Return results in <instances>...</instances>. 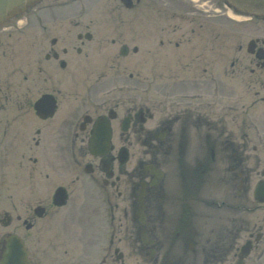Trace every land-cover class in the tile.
I'll use <instances>...</instances> for the list:
<instances>
[{
    "label": "flooded vegetation",
    "instance_id": "1",
    "mask_svg": "<svg viewBox=\"0 0 264 264\" xmlns=\"http://www.w3.org/2000/svg\"><path fill=\"white\" fill-rule=\"evenodd\" d=\"M99 1L0 24V264H264V39L228 64L185 0Z\"/></svg>",
    "mask_w": 264,
    "mask_h": 264
},
{
    "label": "rangeland",
    "instance_id": "2",
    "mask_svg": "<svg viewBox=\"0 0 264 264\" xmlns=\"http://www.w3.org/2000/svg\"><path fill=\"white\" fill-rule=\"evenodd\" d=\"M187 4L193 6L195 10L197 9L201 15H199L200 19L195 18L194 22V30L195 34L193 36V42L188 48L195 49L197 51H208V49L219 48V40L212 41L214 38H217L218 32L223 33L222 40L225 44V49L227 52V60L232 59V55L237 56L236 48H239L240 45L242 48H246V42L251 38H259L261 40L264 39V21H259L258 24L253 21H240L241 19L234 16L230 10L227 9V13L225 17L220 16V13L214 10L209 6L204 5L202 0H185ZM107 5L103 0L97 2L92 8L88 9L87 12H83L82 16L86 18L92 17H107L110 16L107 9H104L103 6ZM152 7H150L151 9ZM181 16L180 13H178ZM69 15V14H68ZM185 15V14H184ZM148 16L156 18L158 17L156 13V9L152 8L148 11ZM165 16V15H164ZM197 16V15H196ZM184 24V28H185ZM186 30V28L184 29ZM261 46V44H260ZM264 46V45H263ZM241 56H246V53H241ZM123 63V60H121ZM131 166V164H130ZM251 208L256 207L255 202L247 203ZM199 206L197 201L195 202V206ZM258 209L257 212L245 214L244 218L247 220H256L258 218V214H262L263 208L256 207ZM259 215V218L261 217ZM83 260L81 264H89V262H84Z\"/></svg>",
    "mask_w": 264,
    "mask_h": 264
},
{
    "label": "water",
    "instance_id": "3",
    "mask_svg": "<svg viewBox=\"0 0 264 264\" xmlns=\"http://www.w3.org/2000/svg\"><path fill=\"white\" fill-rule=\"evenodd\" d=\"M38 0H0V23L9 15L23 11L27 5H31ZM240 9H247L255 14H264V0H228ZM25 257L19 255L17 262L10 264H26Z\"/></svg>",
    "mask_w": 264,
    "mask_h": 264
}]
</instances>
